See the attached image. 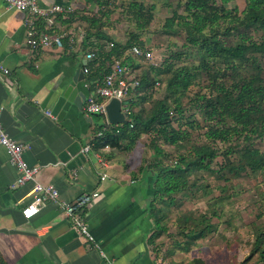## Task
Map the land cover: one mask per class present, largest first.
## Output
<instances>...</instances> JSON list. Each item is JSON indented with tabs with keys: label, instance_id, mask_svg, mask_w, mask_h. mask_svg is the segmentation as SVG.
Wrapping results in <instances>:
<instances>
[{
	"label": "trees",
	"instance_id": "obj_1",
	"mask_svg": "<svg viewBox=\"0 0 264 264\" xmlns=\"http://www.w3.org/2000/svg\"><path fill=\"white\" fill-rule=\"evenodd\" d=\"M91 1V10L86 4L57 13L48 32L69 30L62 38L68 43L78 29L87 53L110 58L108 70L104 59L87 74L91 92L115 61L127 65L125 77L137 82L125 98L129 121L99 124L92 150L105 158L108 145L110 152L129 156L143 145L133 174L154 177L148 213L156 236L167 233L164 211L176 204L177 194L186 197L200 189L207 193L204 183L209 177L229 181L264 172V147L254 143L264 139V0H243L241 10L229 5L236 0ZM121 19L127 25L118 28ZM74 22L77 27L71 28ZM133 46L162 47L165 53L149 61L131 52ZM157 85L160 97L154 96ZM100 130L102 136L95 137ZM193 130L201 131L203 140H195ZM176 220H182L180 234L186 240L178 244L183 243L185 251L215 230L204 213L188 212ZM254 255L256 264H264V225L254 226L252 248L240 264H248Z\"/></svg>",
	"mask_w": 264,
	"mask_h": 264
},
{
	"label": "crops",
	"instance_id": "obj_2",
	"mask_svg": "<svg viewBox=\"0 0 264 264\" xmlns=\"http://www.w3.org/2000/svg\"><path fill=\"white\" fill-rule=\"evenodd\" d=\"M54 3L93 8L91 0H37L40 7ZM54 20L48 25L46 18L7 8L5 0H0V60L10 70L0 73V122L10 137L26 146L23 157L38 168L35 179L53 185L60 198L73 200L84 192H99L84 210L94 241L84 240L52 201L38 205V212L29 218L23 216L31 184L10 188L17 170L0 146V264H178L180 256L168 262L160 255L157 241L162 232L156 236L148 213L154 177L147 172L133 174L138 164L134 166L131 155L124 156L119 150L104 148L106 166L98 162L97 151H81L98 126V116L83 112L84 102L81 109L72 106L60 120L47 114L52 108L49 101L42 106L52 90L69 84L85 94L91 92L87 74L105 59L94 53L86 58L88 51L80 43L78 29H74L73 42L62 41L68 30L57 34L61 45L32 47L28 26L33 22L37 32L49 33ZM75 26L76 22L71 28ZM104 61L108 70L110 58ZM98 118L100 124L105 122ZM103 173L107 176L100 179Z\"/></svg>",
	"mask_w": 264,
	"mask_h": 264
},
{
	"label": "rangeland",
	"instance_id": "obj_3",
	"mask_svg": "<svg viewBox=\"0 0 264 264\" xmlns=\"http://www.w3.org/2000/svg\"><path fill=\"white\" fill-rule=\"evenodd\" d=\"M174 4L173 1L170 5L173 7ZM229 5H236L241 10L244 7V1L236 0ZM157 6L160 4L158 3ZM168 10L171 12L170 6ZM164 11L168 12L167 9ZM164 14L167 13H163L158 18L163 17ZM115 16L122 18L118 13ZM126 25V22L121 19L117 27L123 28ZM156 41L155 39L153 42ZM161 48L154 47L153 60L161 58V55L165 53L164 48L163 50ZM161 95V88L157 85L154 96ZM96 122L100 124L98 117ZM201 133L199 130H193L192 136L195 140H203ZM254 143L256 146L264 147V139H256ZM143 154V145L139 144L133 150L129 160L136 166L141 162ZM206 183H208L205 190L207 193L202 194L203 190L200 189L186 197L177 194L176 204L164 211L167 215L164 220L167 233H162V239L157 241L160 255L167 258L168 262L173 261L175 256H180L175 262L178 264H240L252 248L254 226L264 225V172L259 171L254 175H244L229 181H215L214 178L209 177L204 184ZM221 185L225 186L224 191H221ZM227 195H229L228 199L225 198ZM188 212H192L194 216L204 213L215 226V230L207 233L204 238L198 239L188 251H185L181 247L183 243L180 246L178 244L186 240V237L180 234L184 227L181 225L182 220L176 219ZM167 251L171 253L166 254ZM256 257L257 255H254L248 264H256Z\"/></svg>",
	"mask_w": 264,
	"mask_h": 264
},
{
	"label": "built area",
	"instance_id": "obj_4",
	"mask_svg": "<svg viewBox=\"0 0 264 264\" xmlns=\"http://www.w3.org/2000/svg\"><path fill=\"white\" fill-rule=\"evenodd\" d=\"M7 8L18 9L22 11H28L30 14L36 17L46 18L51 25L52 18L57 13H65L73 10L70 4L54 3L45 7H40L37 4V0H5ZM32 22V21H31ZM33 23V22H32ZM31 23L28 26V43L32 47L47 48L53 44L61 45V36L57 34H49L47 32H37L35 26ZM109 46L112 43L109 42ZM131 51L139 56L143 55L147 60H153V50L149 48L142 49L138 46H133ZM92 53H88L86 58L92 57ZM127 65L115 61L110 70L104 75L103 80L97 85L94 92L86 93L84 104L82 107L83 112L86 115L99 114L104 117L105 123L109 124L106 119V104L111 98L121 99L122 111L128 117V106L125 104V98L129 89L132 86H136L137 82H128V78L125 77L127 72ZM87 67L84 68V72H87ZM10 70L0 60V73L8 74ZM50 115V111H47ZM111 125V124H110ZM103 131H97L95 137L102 136ZM0 146H3L9 156L11 164L16 168L17 175L15 180L10 184L11 189L20 188L28 183L31 184L27 196H30V200L27 205L22 209L24 217L29 218L38 212V205L44 203L46 200L52 201L57 204L64 216L67 218L70 226L88 242L94 241V237L91 234L88 224L85 220L84 210L92 204V202L99 196L98 191L84 192L75 197L73 200H65L60 198L59 191L51 184H42L38 182L36 173L38 168L28 165L24 160L23 154L26 146L18 143L3 128L0 122ZM93 143L90 141L84 145L81 151L87 154L92 151ZM108 148V145H105ZM98 162L106 166V160L98 152L96 153ZM106 173L101 174L100 179L106 177Z\"/></svg>",
	"mask_w": 264,
	"mask_h": 264
},
{
	"label": "water",
	"instance_id": "obj_5",
	"mask_svg": "<svg viewBox=\"0 0 264 264\" xmlns=\"http://www.w3.org/2000/svg\"><path fill=\"white\" fill-rule=\"evenodd\" d=\"M82 75V73H80ZM86 94L72 85H66L61 90H52L45 98L42 106L45 107L49 101L51 115L58 120L65 117L71 111L72 106L81 109ZM122 100L111 98L106 104V119L111 125L126 124L129 119L122 111Z\"/></svg>",
	"mask_w": 264,
	"mask_h": 264
},
{
	"label": "bare ground",
	"instance_id": "obj_6",
	"mask_svg": "<svg viewBox=\"0 0 264 264\" xmlns=\"http://www.w3.org/2000/svg\"><path fill=\"white\" fill-rule=\"evenodd\" d=\"M132 52V51H131ZM134 58V57H133ZM99 80V79H98ZM101 80V79H100ZM90 87H91V85H90ZM93 87V86H92ZM95 87V86H94Z\"/></svg>",
	"mask_w": 264,
	"mask_h": 264
}]
</instances>
